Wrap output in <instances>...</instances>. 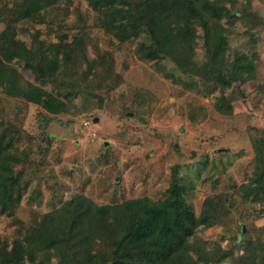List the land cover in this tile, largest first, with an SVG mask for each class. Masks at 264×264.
I'll return each instance as SVG.
<instances>
[{"label":"rangeland","instance_id":"1","mask_svg":"<svg viewBox=\"0 0 264 264\" xmlns=\"http://www.w3.org/2000/svg\"><path fill=\"white\" fill-rule=\"evenodd\" d=\"M16 1L20 0H0V31L6 25L2 15ZM238 1L240 8L247 5L264 18V0ZM63 6L42 10L39 20L33 14L18 22L15 37L30 45L34 35L57 42L62 33L71 42L84 31L86 40L81 42L86 41L88 58L95 59L97 49L110 52L114 73L123 80L113 87L96 82L85 99L77 95V106L91 108L58 115L47 130L50 140L40 134L42 107L0 90V127L25 131L18 146L30 151V161L18 167V174L31 179L29 188L38 185L43 193L34 196L27 190L11 212L0 213V242L11 248L17 236L33 235L46 212L76 195H86L97 204L142 196L164 198L175 164L189 184L186 198L197 215L209 196L226 201L222 222L200 226L198 236L218 241L223 248L236 234L239 246L248 238L264 242V199L243 203L236 193L255 170L254 129L264 128V26L259 25L252 37L248 27L236 21L235 32L228 36L232 51L256 54V78L242 85L230 83L226 96L232 107L222 113L215 106L219 88H207L198 78L190 86L195 79L165 75L155 60L137 54L140 38L123 43L115 36L114 26H95L96 13L88 0H67ZM80 16L88 20L86 28ZM197 32L196 53L203 58V31L197 27ZM111 55H107V65ZM14 65L28 81L39 83L24 61L14 60ZM46 88L50 90L51 84ZM32 171L39 177H31ZM46 173L48 178L43 176ZM242 253L244 249H235V255ZM221 264L236 263L227 259Z\"/></svg>","mask_w":264,"mask_h":264},{"label":"trees","instance_id":"2","mask_svg":"<svg viewBox=\"0 0 264 264\" xmlns=\"http://www.w3.org/2000/svg\"><path fill=\"white\" fill-rule=\"evenodd\" d=\"M66 1L20 0L5 11L6 17L2 15L6 25L0 31V90L42 107L44 125L40 134L45 140H50L47 130L58 115L91 108L77 106V95L85 99L96 82L113 87L123 80L114 73L110 52L97 49V57L88 58L86 41L81 42L86 40L84 31L71 42H66L62 33L57 42H46L34 35L30 45L15 37L18 22L33 14L39 20L42 10L64 7ZM88 2L96 13L95 26H114L115 36L123 43L140 38L137 54L155 60L165 75L198 78L207 88H219L215 106L222 113H228L232 107L226 96L230 83L242 85L256 78V54L232 51L228 36L235 32V22L241 21L253 37L258 26H264V18L247 5L240 8L238 0ZM79 21H85V28L89 23L81 16ZM197 27L203 31V58L196 53ZM14 60L24 61V67L33 71L39 83L28 81ZM47 83L51 84L50 90ZM254 131L255 170L236 192L243 203L264 199V128ZM25 135L17 127H0V213L11 212L27 190L34 196L43 194L38 185L29 188L31 179L18 174V167L30 161L29 149L20 150L18 146ZM179 166H173L172 182L161 199L142 196L120 203L97 204L80 194L63 201L44 214L33 235L17 236L11 248L1 241L0 264H221L227 259L236 264H264V242L259 238H248L239 246L236 234L229 246L223 248L218 241L210 242L197 235L200 226L222 222L226 201L209 196L197 215L186 198L189 184L180 175ZM36 173L32 171L31 177ZM43 176L48 178L49 173ZM237 248L244 249V253L235 255Z\"/></svg>","mask_w":264,"mask_h":264},{"label":"water","instance_id":"3","mask_svg":"<svg viewBox=\"0 0 264 264\" xmlns=\"http://www.w3.org/2000/svg\"><path fill=\"white\" fill-rule=\"evenodd\" d=\"M96 120H98V118H96ZM108 143V142H107ZM244 230H245V227H244Z\"/></svg>","mask_w":264,"mask_h":264}]
</instances>
